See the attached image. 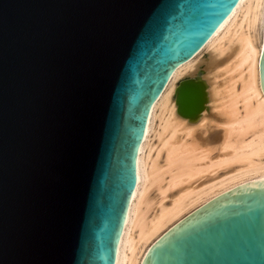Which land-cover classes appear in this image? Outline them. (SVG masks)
<instances>
[{
	"label": "water",
	"instance_id": "obj_1",
	"mask_svg": "<svg viewBox=\"0 0 264 264\" xmlns=\"http://www.w3.org/2000/svg\"><path fill=\"white\" fill-rule=\"evenodd\" d=\"M240 0H0V264H115L148 118ZM264 93V41L258 59ZM177 113L206 105L197 78ZM140 264H264V182L164 231Z\"/></svg>",
	"mask_w": 264,
	"mask_h": 264
},
{
	"label": "bare ground",
	"instance_id": "obj_2",
	"mask_svg": "<svg viewBox=\"0 0 264 264\" xmlns=\"http://www.w3.org/2000/svg\"><path fill=\"white\" fill-rule=\"evenodd\" d=\"M263 41L264 0H240L223 29L173 72L148 118L115 264H140L148 247L198 206L242 183L264 182V93L258 75ZM189 77L205 88V108L194 120L181 117L174 104L178 83ZM156 108L168 112L160 133L169 134L162 142L163 167L149 163L145 152ZM179 186L170 203H163ZM153 188L160 194L158 204L149 196Z\"/></svg>",
	"mask_w": 264,
	"mask_h": 264
},
{
	"label": "rangeland",
	"instance_id": "obj_3",
	"mask_svg": "<svg viewBox=\"0 0 264 264\" xmlns=\"http://www.w3.org/2000/svg\"><path fill=\"white\" fill-rule=\"evenodd\" d=\"M208 54L207 51H204L201 54V58L205 59ZM206 56V57H205ZM175 104V102H174ZM163 114V115H162ZM168 116V112H164L161 113L159 108H156L153 119H152V124H151V130L148 136V144L147 147L145 148V152L147 155H149V159L148 162H154L159 166H165L166 162H165V149L162 147V142L164 139H166L169 134L168 132H163L161 135L160 133L162 132V125L164 123L165 118ZM164 117V118H163ZM216 134V130L215 131H211L209 133V138H213L214 135ZM196 136H199V132H196L195 134ZM168 175H165V179H167ZM166 181H164L162 183V186H165ZM179 187L174 188L171 191H168L166 193V198L164 199L163 203H165L166 205H168L171 201L172 195H175L176 192L179 190ZM149 196L152 199V202L154 204H158L159 200H160V194L158 192V190L156 188H153L150 192H149ZM153 213V210L151 209L148 213H147V218H149Z\"/></svg>",
	"mask_w": 264,
	"mask_h": 264
}]
</instances>
